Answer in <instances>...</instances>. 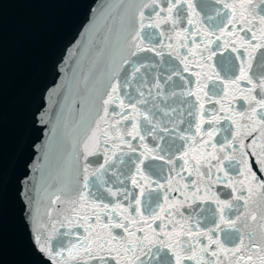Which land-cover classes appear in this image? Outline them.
<instances>
[{
	"label": "snow or ice",
	"instance_id": "obj_1",
	"mask_svg": "<svg viewBox=\"0 0 264 264\" xmlns=\"http://www.w3.org/2000/svg\"><path fill=\"white\" fill-rule=\"evenodd\" d=\"M58 71L20 180L45 259L264 264V0H100Z\"/></svg>",
	"mask_w": 264,
	"mask_h": 264
},
{
	"label": "water",
	"instance_id": "obj_2",
	"mask_svg": "<svg viewBox=\"0 0 264 264\" xmlns=\"http://www.w3.org/2000/svg\"><path fill=\"white\" fill-rule=\"evenodd\" d=\"M100 0H0V264H51L24 220L20 180L42 139L36 116ZM47 135L44 139L47 140ZM42 162V158H41Z\"/></svg>",
	"mask_w": 264,
	"mask_h": 264
}]
</instances>
